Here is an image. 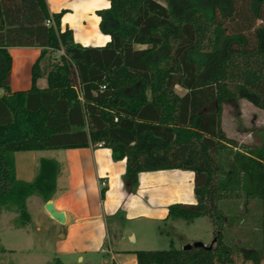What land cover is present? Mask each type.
Wrapping results in <instances>:
<instances>
[{"label": "trees", "instance_id": "trees-1", "mask_svg": "<svg viewBox=\"0 0 264 264\" xmlns=\"http://www.w3.org/2000/svg\"><path fill=\"white\" fill-rule=\"evenodd\" d=\"M109 1L97 13L110 42L84 46L63 29L67 10L51 13L47 0H0V215L15 212L27 226L28 199L48 202L57 192V161L43 158L37 177L26 182L17 178L16 152L105 142L115 160L126 159L132 192L145 171L195 173L197 202L170 205V220L216 223L230 193L244 198L245 208L256 202L262 242L238 250L263 264L264 147H240L224 131L222 115L226 103L241 99L264 109V0H250L239 13L236 0ZM15 46L42 49L29 90L11 91ZM51 50L64 53L54 60ZM235 250L219 233L216 246L172 242L137 256L138 264H235Z\"/></svg>", "mask_w": 264, "mask_h": 264}, {"label": "crops", "instance_id": "crops-1", "mask_svg": "<svg viewBox=\"0 0 264 264\" xmlns=\"http://www.w3.org/2000/svg\"><path fill=\"white\" fill-rule=\"evenodd\" d=\"M51 1L56 0H47L51 13L67 10L62 18V26L63 29L69 27L74 31L76 42L84 46H105L110 42L111 36L101 31V17L97 13L110 7L109 0H95L92 6L101 33L95 39L77 37L73 21L69 18L72 9L53 11L50 8ZM57 1L63 3L74 0ZM83 1H86L83 7L87 9V2L94 0ZM41 51L36 46L9 48L13 58L10 81L12 92L32 87L33 66ZM185 93L186 90L182 95L178 94L183 96ZM43 158L53 159L60 164L57 192L48 202H53L58 211L64 212L67 220L61 223L53 218L46 209L48 202L37 195L28 199L27 206L29 210L30 202L36 198L39 212L51 222L56 234L54 259H60L62 264H112L114 261L118 264H138L137 251L156 250L147 247V244H151L148 235H153L161 224L176 221L168 219L169 206L197 202L195 173L191 170L142 172L138 188L132 192L124 180L126 159L115 160L112 149L106 146L16 152L17 178L33 181ZM103 188L106 190L104 197ZM6 227L23 233L26 239L33 234L30 223L27 226Z\"/></svg>", "mask_w": 264, "mask_h": 264}, {"label": "rangeland", "instance_id": "rangeland-1", "mask_svg": "<svg viewBox=\"0 0 264 264\" xmlns=\"http://www.w3.org/2000/svg\"><path fill=\"white\" fill-rule=\"evenodd\" d=\"M83 0L51 1L50 8L59 11L63 8L72 9L69 18L77 37L93 38L100 36L99 22L92 10L94 1L87 2V9L83 7ZM250 0H236V12L249 8ZM257 24H261L258 20ZM137 48H144L137 45ZM63 51L51 50V57L58 60ZM40 86H47V78L39 80ZM176 92L183 94L185 90L177 87ZM222 126L227 136L236 140L240 147H264V109L255 106L252 102L241 99L236 102L226 103L222 115ZM37 199H32L29 204L31 214L30 226L32 237L26 239L23 233L7 228L10 225H20L19 215L2 211L0 215V264H48L54 260L56 251V234L45 214H41ZM220 202L224 212L221 219L213 222L210 218L200 217L194 222L179 219L168 224H161L154 234H150L147 247L154 249H170L172 242L176 248H183L188 244L203 242L207 246H216L219 233L224 240L236 249L233 253L235 264H253L246 261L239 248H252L253 244L261 240L262 233L259 229L257 218L260 215L256 202H250L245 208L244 198H237L235 193H230ZM235 217V220L232 219ZM40 227V229H38ZM18 230V229H16ZM261 238V239H260ZM148 241V242H149ZM1 248H5L3 251ZM13 250V251H12ZM229 264V263H228ZM264 264V262H263Z\"/></svg>", "mask_w": 264, "mask_h": 264}, {"label": "water", "instance_id": "water-1", "mask_svg": "<svg viewBox=\"0 0 264 264\" xmlns=\"http://www.w3.org/2000/svg\"><path fill=\"white\" fill-rule=\"evenodd\" d=\"M46 209L47 211L50 213V215L55 218L56 220L60 221L61 223H65L67 220V216L64 212H60L55 208V205L53 204V202H48L46 204ZM198 247V246H202V247H206V245L203 242H195L193 244H188L184 247V249H191L193 247Z\"/></svg>", "mask_w": 264, "mask_h": 264}, {"label": "built area", "instance_id": "built-area-1", "mask_svg": "<svg viewBox=\"0 0 264 264\" xmlns=\"http://www.w3.org/2000/svg\"><path fill=\"white\" fill-rule=\"evenodd\" d=\"M47 23L50 24L51 21L48 20ZM63 53H64V52H63ZM92 146H93V147H103V146H105V142H99V143H97V144H95V145H92Z\"/></svg>", "mask_w": 264, "mask_h": 264}]
</instances>
